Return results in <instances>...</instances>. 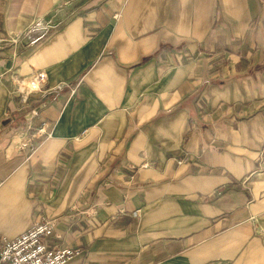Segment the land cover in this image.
<instances>
[{
  "label": "crops",
  "instance_id": "crops-1",
  "mask_svg": "<svg viewBox=\"0 0 264 264\" xmlns=\"http://www.w3.org/2000/svg\"><path fill=\"white\" fill-rule=\"evenodd\" d=\"M2 2L0 238L264 264V0Z\"/></svg>",
  "mask_w": 264,
  "mask_h": 264
},
{
  "label": "built area",
  "instance_id": "built-area-1",
  "mask_svg": "<svg viewBox=\"0 0 264 264\" xmlns=\"http://www.w3.org/2000/svg\"><path fill=\"white\" fill-rule=\"evenodd\" d=\"M54 229L55 221L43 216L16 236L0 238V264H64L79 250L49 246L47 239Z\"/></svg>",
  "mask_w": 264,
  "mask_h": 264
},
{
  "label": "water",
  "instance_id": "water-1",
  "mask_svg": "<svg viewBox=\"0 0 264 264\" xmlns=\"http://www.w3.org/2000/svg\"><path fill=\"white\" fill-rule=\"evenodd\" d=\"M34 35L33 34H29V36L26 38V40H30L33 39Z\"/></svg>",
  "mask_w": 264,
  "mask_h": 264
},
{
  "label": "rangeland",
  "instance_id": "rangeland-1",
  "mask_svg": "<svg viewBox=\"0 0 264 264\" xmlns=\"http://www.w3.org/2000/svg\"><path fill=\"white\" fill-rule=\"evenodd\" d=\"M3 0H1V3H0V9L4 6V2H2Z\"/></svg>",
  "mask_w": 264,
  "mask_h": 264
}]
</instances>
